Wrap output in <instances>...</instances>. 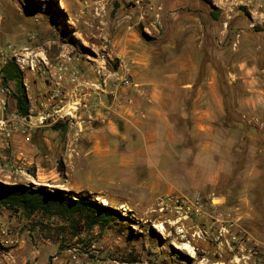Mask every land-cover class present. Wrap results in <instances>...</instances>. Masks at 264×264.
I'll use <instances>...</instances> for the list:
<instances>
[{"label": "rangeland", "instance_id": "rangeland-1", "mask_svg": "<svg viewBox=\"0 0 264 264\" xmlns=\"http://www.w3.org/2000/svg\"><path fill=\"white\" fill-rule=\"evenodd\" d=\"M164 27H215L224 115L208 136L181 120L151 128L160 140L152 144L158 157L142 161L141 173L152 171L158 183L113 189L108 205L87 194L113 211L106 227L97 217L88 227L78 215L71 220L0 208V221L22 217L23 247L38 250L37 264H45L64 237L82 232L99 233L109 243L119 238L118 247L152 263L264 264V0H0V183L67 192L56 185L62 180L60 161L52 167L59 178L50 174V138L61 144L68 123L83 118L93 129L114 124L123 131L107 93L110 81L127 77L122 55L133 35L157 43ZM9 63L22 73L26 116L16 109L17 82L2 80ZM59 65L67 68L66 77L86 78L91 106L50 124V102L62 98L63 112L72 111L70 97L81 93L65 75L57 80ZM226 71L239 77L227 79ZM100 82L106 88L94 91ZM95 92L102 93L105 106L113 105L104 123L97 117L105 109L97 114L92 106ZM41 233L50 237V246L38 240Z\"/></svg>", "mask_w": 264, "mask_h": 264}, {"label": "crops", "instance_id": "crops-1", "mask_svg": "<svg viewBox=\"0 0 264 264\" xmlns=\"http://www.w3.org/2000/svg\"><path fill=\"white\" fill-rule=\"evenodd\" d=\"M164 28L166 33L153 44L134 34L122 55L133 83L118 90L113 99L123 131L114 124L107 130L93 129L83 118L68 123L60 145L50 132V174L59 178L52 167L60 161L62 180L56 183L60 188L108 201L113 189L156 184L151 178L157 174L141 173L142 161L158 157L152 144L160 140L151 135V128L174 127L172 121L181 120L208 136L216 119L224 115V94L215 67V27ZM232 75L239 77L226 71L227 79Z\"/></svg>", "mask_w": 264, "mask_h": 264}, {"label": "built area", "instance_id": "built-area-1", "mask_svg": "<svg viewBox=\"0 0 264 264\" xmlns=\"http://www.w3.org/2000/svg\"><path fill=\"white\" fill-rule=\"evenodd\" d=\"M31 69L33 70V67H31ZM55 71L57 80H61L64 75H67L65 73L67 68L63 65H59L58 69H55ZM54 80H56V78L52 81ZM68 80L71 82L74 89L79 88L81 93L78 97H73V95H71L70 98L73 100L69 103H72V111L63 112L65 106L62 105V98H59V102L54 103V105L50 102V124L56 123L59 120H64L66 117L71 119L73 113L78 110L79 106L82 108L91 106V104L87 102V93L89 94V92L85 90L87 88L86 81H80V78H78L75 73H70L68 75ZM102 82H100L99 85H95L94 91H104L106 87L103 88ZM132 86L133 83L129 77L111 80L110 88L107 93L114 99L119 88H129ZM54 87L58 89L59 83L57 81H55ZM97 93L98 92H95V94ZM100 94L102 93H98V96L93 99L94 105L92 106L97 114L101 111L100 108L103 107L105 109V111L97 117V120L104 123L105 120L111 117L113 105L105 106L103 100L99 98ZM58 96L59 93L56 96H50V101L58 98ZM158 199L161 202L171 200L170 197H160ZM181 201L183 202V200ZM194 202L199 204V195H195ZM1 209L9 213L12 212V210L7 208ZM23 222L19 214L12 215L11 219L7 217L5 222L0 221V264H37L38 250L28 253L23 247L27 243L21 232ZM37 237L44 246H50V237H48V235H43L41 233L37 235ZM119 240L118 238L114 243H109V238L102 237L99 233L82 232L73 234L71 237H64L61 240V246L55 253L48 256L45 264H159L152 263L153 261L149 260V258L140 260V257L136 255V251L132 248L126 249L118 247Z\"/></svg>", "mask_w": 264, "mask_h": 264}, {"label": "trees", "instance_id": "trees-1", "mask_svg": "<svg viewBox=\"0 0 264 264\" xmlns=\"http://www.w3.org/2000/svg\"><path fill=\"white\" fill-rule=\"evenodd\" d=\"M143 40L145 36L142 35ZM3 82L14 80L18 84L17 94L14 95L17 112L26 116L28 114V99L21 83L22 73L9 63L3 70ZM55 128V127H54ZM0 208L18 211L22 209L27 214L40 212L42 214L59 215L72 218L78 215L77 220L85 221L88 227L99 218L101 227H106L113 218V211L102 207L87 194H75L61 190H48L45 187H26L24 185H5L0 183ZM98 220V219H97Z\"/></svg>", "mask_w": 264, "mask_h": 264}, {"label": "bare ground", "instance_id": "bare-ground-1", "mask_svg": "<svg viewBox=\"0 0 264 264\" xmlns=\"http://www.w3.org/2000/svg\"><path fill=\"white\" fill-rule=\"evenodd\" d=\"M102 203H103L104 205H108V203L106 202V200H102Z\"/></svg>", "mask_w": 264, "mask_h": 264}]
</instances>
